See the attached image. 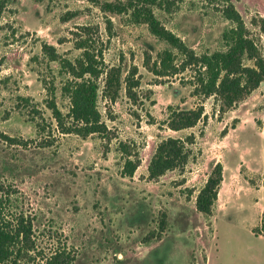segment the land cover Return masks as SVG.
<instances>
[{
    "label": "rangeland",
    "instance_id": "374dc122",
    "mask_svg": "<svg viewBox=\"0 0 264 264\" xmlns=\"http://www.w3.org/2000/svg\"><path fill=\"white\" fill-rule=\"evenodd\" d=\"M113 1L13 0L0 15V196L10 193L11 214L32 220L34 249L25 264H43L41 255L61 246L73 256L71 264H264V232L258 231L264 218V81L221 112L217 97L192 95L191 69L164 77L148 69L165 44L126 15L103 12L102 5ZM231 3L264 57V37L253 25L264 19V0ZM216 6L183 0L153 10L199 56L221 48L227 23ZM85 34L99 41L106 70H120L114 100L105 95V75L99 79L105 137L61 135L45 104L42 80L58 69L41 46H54L73 60L80 54L75 42ZM181 59L175 55L176 66ZM127 78L138 84H126ZM61 81H54L55 96L65 115L69 101L61 95ZM23 98L41 117L29 112ZM199 105L206 117L196 127L167 128L169 106ZM189 134L195 143L186 167L148 178L156 146ZM42 136L52 145L39 147ZM121 146L139 160L132 178L121 175ZM217 163L223 181L211 215H204L196 197ZM7 212L2 214L9 218Z\"/></svg>",
    "mask_w": 264,
    "mask_h": 264
},
{
    "label": "trees",
    "instance_id": "16d2710c",
    "mask_svg": "<svg viewBox=\"0 0 264 264\" xmlns=\"http://www.w3.org/2000/svg\"><path fill=\"white\" fill-rule=\"evenodd\" d=\"M176 1L183 0H115L105 2L101 9L115 15H126L132 24L145 25L155 39L165 44L166 49L157 55L156 61L148 68L155 76L164 77L191 69L194 72L190 82L192 95L203 99L217 97L222 104L221 112H226L244 101L264 81V57L256 42L249 36V31L231 0H208L209 4L217 5L215 9L227 26L221 32L219 50L196 56L193 50L168 30L154 14V7L165 6L168 9ZM12 3L13 0H0V15ZM253 25L258 27L264 37V19L254 20ZM98 44L99 41L89 34L79 37L75 42V49L80 51V54L73 60L59 55L54 46H41V53L48 64L55 63L58 69L56 76L50 72L52 78L42 81L47 95L45 104L51 111L57 132L61 135L75 134L86 138L92 135L105 137L107 133L97 106L99 79L105 75V95L114 100L121 86V77L118 68L106 70L102 49ZM175 55L182 58L179 66L175 64ZM57 76L62 80L61 95L69 101L68 113L65 115L56 104L54 81ZM132 79L127 78L126 84L133 87L138 83H133ZM21 101L25 106L32 107L30 113L41 117L40 113L30 106L29 99L23 98ZM168 111L165 124L169 130L175 132L192 129L206 117L202 105L193 109L169 106ZM36 127L39 128V135L45 133L39 124H36ZM3 137L6 141H16ZM51 142L48 137L42 136L38 146L46 148L52 145ZM194 143L193 134L183 139L169 137L162 140L156 146L147 166L148 178L154 180L167 172L183 170L190 160ZM121 149L125 154L121 175L132 178L139 166V160L132 159V155L123 146ZM222 181L223 167L217 163L196 197L198 212L211 215ZM12 200L10 193L0 196V264H25V257L32 261L29 255L34 249L32 235L35 230L28 216L24 217L23 213L11 214ZM3 210L10 212H7L9 218L2 214ZM258 231L259 234L264 232V218ZM41 258L43 264H71L74 261L65 246L57 247L50 254L41 255Z\"/></svg>",
    "mask_w": 264,
    "mask_h": 264
}]
</instances>
